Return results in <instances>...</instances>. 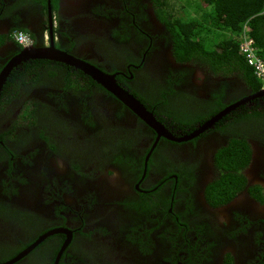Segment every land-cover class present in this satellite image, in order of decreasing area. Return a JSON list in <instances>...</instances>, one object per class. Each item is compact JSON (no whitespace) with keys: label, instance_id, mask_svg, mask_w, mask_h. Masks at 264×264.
<instances>
[{"label":"flooded vegetation","instance_id":"af4514ba","mask_svg":"<svg viewBox=\"0 0 264 264\" xmlns=\"http://www.w3.org/2000/svg\"><path fill=\"white\" fill-rule=\"evenodd\" d=\"M162 10L0 0V264H264V90L178 53Z\"/></svg>","mask_w":264,"mask_h":264},{"label":"trees","instance_id":"16d2710c","mask_svg":"<svg viewBox=\"0 0 264 264\" xmlns=\"http://www.w3.org/2000/svg\"><path fill=\"white\" fill-rule=\"evenodd\" d=\"M182 1L185 2L182 6L185 14L180 16L177 9L181 5L173 0H157L160 9L163 7L166 11L162 10V15L175 37L178 53L186 52L189 60L192 53L201 52L202 58L212 65L228 72L245 70L246 75L261 85L241 52L240 43L243 37L253 39L256 52L264 60V0ZM247 155L248 146L242 143L240 147H230L223 154L221 152L218 163L225 170H231L245 163Z\"/></svg>","mask_w":264,"mask_h":264},{"label":"water","instance_id":"95a60500","mask_svg":"<svg viewBox=\"0 0 264 264\" xmlns=\"http://www.w3.org/2000/svg\"><path fill=\"white\" fill-rule=\"evenodd\" d=\"M64 60L71 61L73 64H76L78 67L85 70L87 73H89L96 81L106 84L108 82L111 85L109 89H111L122 101H124L125 104H127L135 113H137L138 116H140L143 120H145L152 128L160 131L164 130L163 127L156 122L153 115L146 110V108L137 101L133 96H131L129 93L123 91L121 88L117 87V85L114 83V78L108 77L103 75L98 70L87 66V64L73 58L72 56H68L66 54H63ZM1 89V85H0Z\"/></svg>","mask_w":264,"mask_h":264},{"label":"built area","instance_id":"2783aa9c","mask_svg":"<svg viewBox=\"0 0 264 264\" xmlns=\"http://www.w3.org/2000/svg\"><path fill=\"white\" fill-rule=\"evenodd\" d=\"M18 40L26 44V38L24 35H19ZM254 40L248 37H243L240 43V50L245 55L249 66L253 69L255 77L261 83V87L264 90V60L261 59L254 47Z\"/></svg>","mask_w":264,"mask_h":264},{"label":"rangeland","instance_id":"374dc122","mask_svg":"<svg viewBox=\"0 0 264 264\" xmlns=\"http://www.w3.org/2000/svg\"><path fill=\"white\" fill-rule=\"evenodd\" d=\"M178 6L179 5H181L180 7H179V9H177V13L181 16V14L182 15H184L185 13H184V11L182 10V6H183V4L185 3H183V1L182 2H180V0H173ZM182 3V4H181ZM185 5V4H184ZM187 9H188V12L191 14V11H190V8H188L187 7ZM192 15V14H191Z\"/></svg>","mask_w":264,"mask_h":264}]
</instances>
